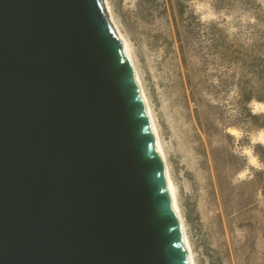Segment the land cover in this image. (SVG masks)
I'll return each instance as SVG.
<instances>
[{"label":"water","instance_id":"95a60500","mask_svg":"<svg viewBox=\"0 0 264 264\" xmlns=\"http://www.w3.org/2000/svg\"><path fill=\"white\" fill-rule=\"evenodd\" d=\"M0 264H190L106 0H0Z\"/></svg>","mask_w":264,"mask_h":264},{"label":"rangeland","instance_id":"374dc122","mask_svg":"<svg viewBox=\"0 0 264 264\" xmlns=\"http://www.w3.org/2000/svg\"><path fill=\"white\" fill-rule=\"evenodd\" d=\"M108 1L131 42L153 106L198 264H264V183L259 179L262 165L252 150L253 145L264 146V136L258 141L262 132L229 128L234 141L216 137L210 144L198 127L194 103L189 108L178 85L177 61L150 47L126 21L132 0ZM156 26L166 29L161 22ZM262 109L258 106L255 111ZM234 110L227 109V120ZM231 144L236 153L247 156L252 169L235 173L224 160L214 163L212 150L225 159ZM251 156L256 157L254 162Z\"/></svg>","mask_w":264,"mask_h":264},{"label":"trees","instance_id":"16d2710c","mask_svg":"<svg viewBox=\"0 0 264 264\" xmlns=\"http://www.w3.org/2000/svg\"><path fill=\"white\" fill-rule=\"evenodd\" d=\"M125 17L150 47L177 61L178 85L210 144L216 137L234 141L229 128L264 132V109L255 111L264 105V0H132ZM233 147L225 159L212 150L214 163L224 160L235 173L252 169ZM252 150L264 183V146Z\"/></svg>","mask_w":264,"mask_h":264},{"label":"bare ground","instance_id":"6f19581e","mask_svg":"<svg viewBox=\"0 0 264 264\" xmlns=\"http://www.w3.org/2000/svg\"><path fill=\"white\" fill-rule=\"evenodd\" d=\"M106 5L108 7L111 18H112L113 23L115 25L118 37H119V39L123 45L125 54L128 58V61H129L130 66L132 68V71L134 73L136 82L138 84V87H139V90H140V93L142 96V100H143L144 105H145L146 112H147L148 117L150 119L151 127H152V130H153V133L155 136V140L157 143L158 151H159L160 157H161L162 162H163L164 171H165L166 176H167L168 187H169L171 196L173 197V200H174V209L176 212L177 220H178L180 227H181V232H182L183 240H184V243H185V246L187 249L189 262H190V264H198L196 256H195L193 244L191 242L189 231L187 228L186 219H185V216H184V213L182 210V205L180 203L179 188H178V185L176 184L174 177H173V174H172L171 166H170V163L168 160L167 151H166L164 143H163L160 127H159L153 106L151 104L150 98L148 96L147 90L144 86V82H143V79L141 77L138 65L136 63V59H135L133 51H132L131 42L126 37V35L123 33V31L120 29L119 24L116 22V19L114 17L113 12H112V8L110 6V2L108 0H106ZM262 106L264 109L263 104H262ZM256 108H258V104L255 106V109ZM263 136H264V132H262L260 134V137L258 140L259 142L263 141ZM255 159H256V157L253 156L251 160H253V162H254Z\"/></svg>","mask_w":264,"mask_h":264}]
</instances>
